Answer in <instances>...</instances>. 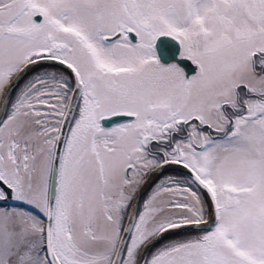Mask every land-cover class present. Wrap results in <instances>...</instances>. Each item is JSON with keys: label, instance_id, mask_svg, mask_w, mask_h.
Returning a JSON list of instances; mask_svg holds the SVG:
<instances>
[{"label": "snow or ice", "instance_id": "1", "mask_svg": "<svg viewBox=\"0 0 264 264\" xmlns=\"http://www.w3.org/2000/svg\"><path fill=\"white\" fill-rule=\"evenodd\" d=\"M9 201L0 264H264V0H0Z\"/></svg>", "mask_w": 264, "mask_h": 264}, {"label": "flooded vegetation", "instance_id": "2", "mask_svg": "<svg viewBox=\"0 0 264 264\" xmlns=\"http://www.w3.org/2000/svg\"><path fill=\"white\" fill-rule=\"evenodd\" d=\"M169 62H171V61H169ZM46 66H52V65H50V64H42V65L39 66V68H34V69H32L31 71H32V72H34V71H38L39 69L44 68V67H46ZM194 67H195L194 65H191V64H190V68H192V69L194 70ZM192 69H191V71H190L189 74H192ZM59 70H62V69H59ZM31 71H30L29 74H28L29 76L32 74ZM27 78H28V77L26 76V77L24 78V80H26ZM24 80H21V82H20L21 85L24 83ZM112 122H113V123H115V122H120V120H116V121H112ZM105 126H111V125H110V123H109L108 125H105ZM205 130H207V129H205ZM167 170H171V171L174 170V171H177V172H183L182 170H180V169H178V168H169V169L164 170L163 172H165V171H167ZM163 172H162V173H163ZM162 173H161V174H162ZM183 173H184V172H183ZM161 174H160V175H161ZM184 174L186 175V173H184ZM150 183H151V182H150ZM147 191H148V187L146 186L145 188H143L142 193H146ZM144 198H146V195H145ZM205 199H207V195H206V194H205ZM14 203H15V201H13V202L10 203V204H14ZM141 203H142V201H141ZM10 204H9V205H10ZM210 214H211V209H209V216H210ZM209 216H208V217H209Z\"/></svg>", "mask_w": 264, "mask_h": 264}, {"label": "water", "instance_id": "3", "mask_svg": "<svg viewBox=\"0 0 264 264\" xmlns=\"http://www.w3.org/2000/svg\"><path fill=\"white\" fill-rule=\"evenodd\" d=\"M177 59H178V57H177ZM45 64H47V63H45ZM182 66L185 67V69H186V71H187L188 73H190V71H191V69H192V68H190V62H186V63L183 64ZM192 71H193V69H192ZM116 120H120V119H119V118H115V117L112 118V121H116ZM108 124H109V122L106 121V122H105V125H108ZM169 168H178V169L182 170L181 168H179L178 166H175V165H168V166H165L164 170L169 169ZM182 171H183V170H182ZM183 172H184V171H183ZM184 173H185V172H184ZM153 178L155 179V175L153 176ZM142 191H143V188L140 190V192L142 193ZM9 202H12V201H9ZM133 203L135 204L136 201L134 200ZM212 219H213L212 214H210V216L208 217L209 224L212 223ZM182 230H184V229L177 230V231H182Z\"/></svg>", "mask_w": 264, "mask_h": 264}, {"label": "trees", "instance_id": "4", "mask_svg": "<svg viewBox=\"0 0 264 264\" xmlns=\"http://www.w3.org/2000/svg\"><path fill=\"white\" fill-rule=\"evenodd\" d=\"M51 67H54V66H46V67H44V68H51ZM42 69V68H41ZM35 72V71H34ZM32 73V72H31ZM168 175H185L183 172H177V171H174V170H167V171H165V172H163L161 175H160V178H163V177H165V176H168ZM18 203V202H17ZM16 203V204H17ZM15 204V205H16ZM182 232H185V231H181V232H177L176 234H178V233H182ZM169 239V237L168 236H166L164 239Z\"/></svg>", "mask_w": 264, "mask_h": 264}, {"label": "rangeland", "instance_id": "5", "mask_svg": "<svg viewBox=\"0 0 264 264\" xmlns=\"http://www.w3.org/2000/svg\"><path fill=\"white\" fill-rule=\"evenodd\" d=\"M32 72V71H31ZM17 203V202H16ZM17 205V204H16ZM8 206H15V204H10V205H6V204H0V207H8ZM197 233H194L192 231H185V232H182V233H178L176 234L177 236H185V235H195ZM168 239V238H167ZM165 239V240H167Z\"/></svg>", "mask_w": 264, "mask_h": 264}, {"label": "bare ground", "instance_id": "6", "mask_svg": "<svg viewBox=\"0 0 264 264\" xmlns=\"http://www.w3.org/2000/svg\"><path fill=\"white\" fill-rule=\"evenodd\" d=\"M145 187H146V186H145ZM145 187H144V188H145Z\"/></svg>", "mask_w": 264, "mask_h": 264}]
</instances>
